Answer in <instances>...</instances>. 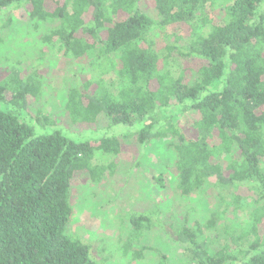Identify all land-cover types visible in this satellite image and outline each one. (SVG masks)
<instances>
[{
  "label": "trees",
  "instance_id": "1",
  "mask_svg": "<svg viewBox=\"0 0 264 264\" xmlns=\"http://www.w3.org/2000/svg\"><path fill=\"white\" fill-rule=\"evenodd\" d=\"M22 4L30 6L31 20L57 22L43 43L89 66V79L66 95L70 124L92 126L103 117L108 128L134 127L125 136L139 145L167 141L179 197L211 179L222 189L244 186L252 193L245 227L226 232L221 247L210 248L203 232L217 231V213L204 226L189 227L184 219L171 228L189 261L264 264V0H0V11ZM175 54L191 66L177 70ZM43 84L36 71H10L0 82V102L21 111L0 109V264H96L87 246L67 234L71 183L81 174L91 183L113 174L121 142L106 134L71 138L57 129L36 134L22 115ZM175 106L190 114L195 138L175 117L166 118ZM131 221L135 238L152 229L142 215Z\"/></svg>",
  "mask_w": 264,
  "mask_h": 264
},
{
  "label": "rangeland",
  "instance_id": "2",
  "mask_svg": "<svg viewBox=\"0 0 264 264\" xmlns=\"http://www.w3.org/2000/svg\"><path fill=\"white\" fill-rule=\"evenodd\" d=\"M142 6L146 7L144 1ZM45 8L51 11L54 6L46 1ZM29 11L28 4L12 5L0 11V82L10 71L22 76L36 71L44 81L41 97L29 101L22 118L36 134L57 129L71 138L93 139L106 134L117 136L121 142L120 154L114 159L113 174L96 183H91L85 174L73 179L68 236L84 243L96 264H158L159 255L165 257L167 264H192L185 246L175 243L172 238V230L179 228L184 219L189 227L204 226L210 215L217 213V231L206 233L203 230L210 248L223 246L227 241L226 232L243 229L252 195L244 186L222 189L211 179L203 190L189 197H179L175 155L167 147V141L139 145L134 138L125 136L133 133L134 127L108 128L103 117L92 126L69 123L64 110L66 95L70 88L89 79V66L84 60L65 58L43 43L42 36L55 28L57 22L33 21L28 16ZM146 13L156 20L152 10ZM7 20H10L9 25L3 27ZM177 30L168 33L178 35ZM181 30L183 35L187 33V28ZM162 34L157 33L156 37L161 38ZM173 40L172 37L170 41ZM173 57L178 59L176 54ZM191 64V60L179 58L177 70ZM186 74L190 76L191 72L187 69ZM109 77L116 78L115 72L111 71ZM220 88L217 82L214 89ZM5 96L10 99L11 95ZM0 109L21 114L7 102H0ZM189 115L177 106L165 112L166 118L175 117L187 137L195 138L196 131L187 123ZM221 160L227 162L229 158L225 156ZM141 215L148 218L152 229L135 238L131 218Z\"/></svg>",
  "mask_w": 264,
  "mask_h": 264
}]
</instances>
